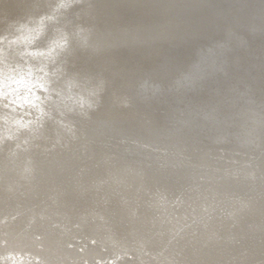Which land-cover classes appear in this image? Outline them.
<instances>
[{
    "label": "bare ground",
    "instance_id": "obj_1",
    "mask_svg": "<svg viewBox=\"0 0 264 264\" xmlns=\"http://www.w3.org/2000/svg\"><path fill=\"white\" fill-rule=\"evenodd\" d=\"M21 78L40 100L0 102V264L247 261L264 0H0V89Z\"/></svg>",
    "mask_w": 264,
    "mask_h": 264
},
{
    "label": "rangeland",
    "instance_id": "obj_2",
    "mask_svg": "<svg viewBox=\"0 0 264 264\" xmlns=\"http://www.w3.org/2000/svg\"><path fill=\"white\" fill-rule=\"evenodd\" d=\"M262 186L263 187L262 188L260 187V189L258 188L256 192H259L260 194L262 193V195H264V182L262 183ZM254 220H255L254 221L255 223L253 222L254 223L253 225H249L248 223H245L247 226H250L248 233L246 231L245 233H242L243 231H240L242 233V236L244 237V240H243L244 247L245 248L251 247V253H249L248 256L246 257L247 261H239L240 264H258L255 259L257 260L259 259L261 263L262 262L264 263V225L256 227L257 224H260V223L264 224V216H260V218L255 217ZM236 226H238L237 229L240 228L239 225L236 224ZM251 228H254V229L251 230ZM193 246H190L189 248ZM79 250L81 251L82 247H79ZM33 260L34 258H32V261ZM20 261H22V258L20 259ZM110 262H112V260Z\"/></svg>",
    "mask_w": 264,
    "mask_h": 264
},
{
    "label": "clouds",
    "instance_id": "obj_3",
    "mask_svg": "<svg viewBox=\"0 0 264 264\" xmlns=\"http://www.w3.org/2000/svg\"><path fill=\"white\" fill-rule=\"evenodd\" d=\"M33 56L36 55H44L45 53H30ZM41 71H44V69H41ZM31 76V72L29 73ZM47 73L45 72V76ZM41 80L43 77L40 78ZM11 84L17 85V87L12 88L10 87L9 83H5L3 89H0V102L4 100H9L10 104H17L20 105L22 103L35 105L37 100H40L39 96H35V99H30L29 96L26 94L25 96L21 97L19 95V90L21 87L27 88L28 92L31 93L33 85L31 83H26L22 78L20 80L12 79L10 81ZM36 87H39L40 89L47 90L44 83H40L39 81L35 84ZM34 95V94H33ZM4 107H9V104H5Z\"/></svg>",
    "mask_w": 264,
    "mask_h": 264
}]
</instances>
